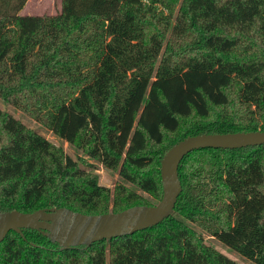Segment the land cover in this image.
<instances>
[{
	"label": "trees",
	"instance_id": "1",
	"mask_svg": "<svg viewBox=\"0 0 264 264\" xmlns=\"http://www.w3.org/2000/svg\"><path fill=\"white\" fill-rule=\"evenodd\" d=\"M27 2L0 0V98L154 200L178 141L264 130V0H62L21 14ZM95 169L0 107V212L155 204ZM179 178L154 226L66 248L11 230L0 264H241L203 232L264 264V144L196 149Z\"/></svg>",
	"mask_w": 264,
	"mask_h": 264
},
{
	"label": "water",
	"instance_id": "2",
	"mask_svg": "<svg viewBox=\"0 0 264 264\" xmlns=\"http://www.w3.org/2000/svg\"><path fill=\"white\" fill-rule=\"evenodd\" d=\"M264 144V130L202 133L174 144L161 163L163 196L153 205H135L119 212L85 214L67 207L41 208L32 212H0V242L11 230L41 229L58 241L61 248L91 245L95 241L120 236L154 226L169 216L182 190L179 165L190 152L206 147L237 148Z\"/></svg>",
	"mask_w": 264,
	"mask_h": 264
},
{
	"label": "rangeland",
	"instance_id": "3",
	"mask_svg": "<svg viewBox=\"0 0 264 264\" xmlns=\"http://www.w3.org/2000/svg\"><path fill=\"white\" fill-rule=\"evenodd\" d=\"M61 6H62V0H28L25 7L21 10L20 13L21 14H40V15L56 14L60 12ZM0 107L11 112L14 116L21 119L28 126L40 131L49 140L63 147L65 152H67L68 154H71L72 156H75V157H78V156L84 157L88 159L91 163H94L96 165L95 170L100 174V182L109 186L112 190L114 189L115 185L119 182L125 183L129 187L137 189L132 183L122 178L117 170L109 169L106 166H104L101 162L95 161L94 159H90L82 151L78 150L73 144H70L68 141L57 136L52 130L45 127L38 120L34 119L30 115L22 111L21 109L15 107L14 105L8 102H5L1 98H0ZM138 191L144 194L145 196L150 197L154 201L155 204L159 202L157 200H154V198L151 197L148 193L142 192L141 190H138ZM110 207H112V205ZM190 224L199 230V227H197L191 222ZM203 235L209 243L213 244L215 247L220 249L223 253L227 254L231 258L239 261L241 264H255L253 261L242 256L240 253L236 252L229 246L222 243L219 239L209 235L206 232H203Z\"/></svg>",
	"mask_w": 264,
	"mask_h": 264
}]
</instances>
